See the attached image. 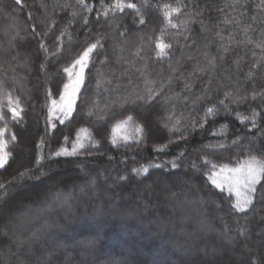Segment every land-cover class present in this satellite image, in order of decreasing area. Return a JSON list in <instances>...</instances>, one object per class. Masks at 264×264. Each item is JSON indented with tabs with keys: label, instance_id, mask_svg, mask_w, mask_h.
<instances>
[{
	"label": "trees",
	"instance_id": "obj_1",
	"mask_svg": "<svg viewBox=\"0 0 264 264\" xmlns=\"http://www.w3.org/2000/svg\"><path fill=\"white\" fill-rule=\"evenodd\" d=\"M114 2L86 0L89 11L78 0H0V81L23 108L22 119L6 117L16 140L6 136L12 155L0 168V228L8 232L0 264H264V196L239 213L236 197L211 182L222 168L264 158V99L250 96L264 91V67L252 68L264 60L237 43L248 26L254 41L264 38L260 0H182L188 7L173 16L175 29L157 6L176 0H131L144 24L132 9L114 12ZM162 34L172 47L158 58ZM97 42L74 110L51 126L52 102L69 82L63 69ZM213 57L214 68L197 70ZM169 77L160 96L136 99L147 81ZM253 110L255 126L241 119ZM129 115V133L142 125L143 134L113 144L114 125ZM81 128L91 136L85 147L56 156L71 151ZM149 165L161 167L133 171ZM194 209L202 211L195 220Z\"/></svg>",
	"mask_w": 264,
	"mask_h": 264
},
{
	"label": "snow or ice",
	"instance_id": "obj_2",
	"mask_svg": "<svg viewBox=\"0 0 264 264\" xmlns=\"http://www.w3.org/2000/svg\"><path fill=\"white\" fill-rule=\"evenodd\" d=\"M17 4H21L22 0H16ZM78 3L81 5H84L86 9L89 11L91 10V7L86 3V0H78ZM240 0H236V4H239ZM149 0H141L140 6H148ZM140 6H138L137 3L131 2V0H115L114 4H112L110 7L111 9L119 12H123L125 9H132L135 11L139 19L135 22H138L139 24H144L145 20L143 15L140 12ZM234 5H230L232 7ZM158 8L161 9L162 15L164 19L167 21L168 25H170L171 28H178L179 25L176 23H173V16H179L182 13V10L187 8L188 5L185 3H182V0H176L175 6L171 3H165L162 6L158 5ZM259 8L264 10V0H260V3L258 5ZM75 15V13H74ZM104 15H108V11L105 10ZM87 23V20L84 21ZM237 24L240 23V21H235ZM225 24H231L233 23V20L231 19H225L223 21ZM251 29V26H248L243 29L245 32V41H238V44L247 43L250 45H253L255 49H259L261 53V60H264V38H262L259 41H254L250 35H248L249 31ZM217 35H220V33H217ZM264 36V34H262ZM221 39H225L223 36H221ZM228 40H232L233 37L230 35ZM195 41H193L194 43ZM99 42L91 44L87 49L84 50L82 55L72 63L70 67H66L63 69L64 72L68 73L69 77L71 78L74 75V69H76L77 66H79V73L75 74L76 78L75 80H71L69 84H65V95L61 96V102L63 103L64 110L66 112V116L70 115L71 112L74 110V105L76 102L77 93L79 92L80 86L83 83L84 79V70L87 67V63L90 57V53H92L98 46ZM102 47V45H100ZM41 47H44V45H41ZM172 45L170 43H165L163 39V34L158 42L155 44V48L158 49L156 51V56L158 58H164L169 56V50L171 49ZM224 47V45H222ZM238 63V62H237ZM216 60L215 58H211L208 60V64L205 68H198L197 70L201 73L207 72L209 69H212L215 67ZM43 67V65H42ZM261 67H264V65L260 63H253L252 68L259 69ZM248 78L254 79L255 75L254 72L250 69L248 72ZM172 83V77H169L167 80H161V81H147L146 82V88L143 95H140L139 93L136 95L137 100H141L144 103H149L150 101L154 100L157 96H160L161 93L164 92V90L170 86ZM185 89L191 88L192 85L188 82H185L184 85ZM69 89H71V92H69ZM231 93L226 92L225 98L227 99ZM0 96L3 97V101H0V121L4 122L3 127H0V168H3L7 163L8 159L12 155L9 149V139L6 138V135H10L11 141L16 140V136L14 133H9L8 129V123L6 117L10 114V117L12 120H18L22 119V112L23 108L20 106V101L18 97H13L11 92L7 91V89L4 88L3 82L0 81ZM252 100H256L258 97L261 99H264V91H257L253 90V92L250 94ZM203 97H199L198 99H202ZM243 100H247L248 97H241ZM53 108L56 106V101H53ZM224 101L221 100L220 104H223ZM51 111V109H50ZM215 109L213 107L207 108V114H214ZM258 113L253 110L251 113V116H244L241 117L243 120H252L253 126H255V117ZM174 114L168 115L165 119L167 121H171L173 119ZM134 120V117L129 115L126 117V119L118 121L114 127H113V136H112V143L116 144L119 139H122L124 141H128L130 139L136 138L137 135H142L144 132V127L142 125H136L132 133L130 134L128 131V126L130 122ZM60 123H63V120L60 121ZM179 123V121H177ZM167 126V124H165ZM55 127V125H53ZM175 130V126L173 128ZM81 134H83V138H81ZM67 139V137H65ZM85 140H91V136L88 134L87 129H80V133L77 134V142L72 146L71 151H69L67 148H61L59 151L55 153L56 156H74L78 154L79 149H83L85 147ZM166 147V145L162 146L160 150H163V148ZM223 147V145H221ZM43 159V157H41ZM207 163V161H205ZM178 165L175 163L172 164V167L175 168ZM150 167H161L160 165H149L147 167H142L140 169H133V171L140 175L141 173H144L145 175L148 174ZM221 171H225V169H221ZM231 175H227L224 177V181L220 182L215 178H211V182L217 187L223 190L225 184L228 186V191L230 193H235V203L233 205V209L239 213H247L249 210L255 211V205L258 199H260L261 196H264V193H260L258 196V189L257 185H261L262 188H264V185L261 184L262 181H264V158H258L256 156H250L249 159H247L243 164H241L237 168L227 169ZM26 175L25 173H21V177ZM122 179H127V177H122ZM5 186L0 184V189L4 188ZM264 202V201H261ZM247 229H244L241 234H246ZM31 251V250H29ZM44 264H51L50 260H47L44 262Z\"/></svg>",
	"mask_w": 264,
	"mask_h": 264
},
{
	"label": "rangeland",
	"instance_id": "obj_3",
	"mask_svg": "<svg viewBox=\"0 0 264 264\" xmlns=\"http://www.w3.org/2000/svg\"><path fill=\"white\" fill-rule=\"evenodd\" d=\"M73 71H74V75L71 78L69 77V82H70V79L71 80H75V78H76V75L75 74H78L79 73V66H77L76 69H74ZM84 72H85V70H84ZM69 82L67 84H69ZM69 92H71V89H69ZM63 95H65V89H64V92H63L62 96ZM50 109H51V111L49 110V123H50L51 126H53L56 122H60L61 120L65 121L71 115L70 114V115H67L66 116V112L64 110L63 103L61 102V99H59V101L56 102L55 108H53V104H52L51 107H50ZM227 169H232V168H225V171H223V172L221 170L218 171L217 175H218V177H220V182H223L224 181V177L225 176L231 175V173H229L227 171ZM113 177H114V179H116V176H113ZM37 180L39 181V178H37L36 181H34L35 184L38 183ZM58 183H59V181H56V184H54V185H57ZM42 187H40V188H42ZM44 187H46V186H44ZM224 188L228 191L227 184H225ZM232 194L235 196V193H232ZM192 205H194V204H192ZM194 210L195 211L193 212V217H192L193 220H195L196 217H198L199 215H201V212H202L200 209H194ZM198 210H199V212H198ZM50 230H56V229H55V227H52L51 226ZM213 232H214V230L211 229V233H213ZM3 236L6 238L8 236V232L5 229L0 228V237H3ZM47 236H48V234H47Z\"/></svg>",
	"mask_w": 264,
	"mask_h": 264
}]
</instances>
